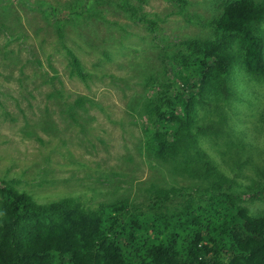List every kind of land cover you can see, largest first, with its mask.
Here are the masks:
<instances>
[{"label":"rangeland","instance_id":"obj_1","mask_svg":"<svg viewBox=\"0 0 264 264\" xmlns=\"http://www.w3.org/2000/svg\"><path fill=\"white\" fill-rule=\"evenodd\" d=\"M77 1L0 0V180L39 204L71 198L89 209L140 202L151 185H199L146 147L151 116L143 106L156 91L147 80L167 78L165 54L182 41L212 39V21L230 0H188L183 8L133 0L160 19L154 33L114 5L93 3L98 15L60 36L45 11L61 14ZM69 51L90 73L87 80L71 75ZM231 85L234 95L221 110L199 111L208 120L222 112L227 131L202 134L199 147L246 184L264 164V82L238 63ZM247 205L252 215L264 212L262 201Z\"/></svg>","mask_w":264,"mask_h":264},{"label":"trees","instance_id":"obj_2","mask_svg":"<svg viewBox=\"0 0 264 264\" xmlns=\"http://www.w3.org/2000/svg\"><path fill=\"white\" fill-rule=\"evenodd\" d=\"M92 1L45 13L60 36L69 24L98 15L93 3L116 6L151 33L158 29L160 19L149 18L133 0ZM167 1L182 8L189 3ZM212 26V39H188L165 54L167 78H148L156 91L143 106L151 116L149 152L199 185H151L140 202L89 209L71 198L39 204L0 180V264H264V212L252 215L247 205L264 202V164L242 184L199 147L202 134L227 131L222 112L208 120L199 111L221 110L220 103L233 97L236 64L264 82V0L227 1ZM69 57L71 75L87 80L78 56L69 51Z\"/></svg>","mask_w":264,"mask_h":264}]
</instances>
